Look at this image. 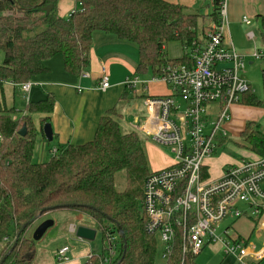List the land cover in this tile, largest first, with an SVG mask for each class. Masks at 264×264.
I'll use <instances>...</instances> for the list:
<instances>
[{"label":"trees","instance_id":"1","mask_svg":"<svg viewBox=\"0 0 264 264\" xmlns=\"http://www.w3.org/2000/svg\"><path fill=\"white\" fill-rule=\"evenodd\" d=\"M60 1L0 0V263L9 254L2 264H31L36 242L28 237V229L46 221L49 213L74 211L88 217L100 234V253L88 256L84 264H158L161 247L156 237L145 232L146 219L141 212L143 184L151 171L143 137L131 128L124 130L121 116L113 109L100 118L91 141L58 147L46 162L33 163L37 134L31 116L49 113L50 100L36 104L28 100L18 114L6 105L2 88L4 83L12 84L13 90L33 84L37 76L48 72L45 65L55 57L60 58L66 74L79 79L89 66L94 33L133 46L138 56L135 76H155L165 64L189 60V54L166 59L163 50L167 43L177 42L183 51L202 45L205 16L163 0H73L76 8L62 18L56 10ZM48 6L52 9L46 15L43 9ZM262 23L264 26V18ZM262 84V102L249 89L241 106H264V78ZM45 124L46 118L40 123L41 134ZM22 128L25 135L19 136ZM240 138L243 148L238 147V157H264V134L254 122L245 123ZM202 172L207 177L208 167ZM119 175L120 191L116 189ZM52 207L57 208L44 211ZM32 220L36 222L20 232ZM259 221L254 219V230ZM110 238L115 239L117 252L113 260L105 244ZM231 238H236V243L242 240ZM181 240L178 231L164 264H196L197 255L182 253ZM244 242L247 247L249 240ZM251 260L249 257L245 263L251 264Z\"/></svg>","mask_w":264,"mask_h":264},{"label":"built area","instance_id":"2","mask_svg":"<svg viewBox=\"0 0 264 264\" xmlns=\"http://www.w3.org/2000/svg\"><path fill=\"white\" fill-rule=\"evenodd\" d=\"M206 34L201 46L190 51L184 64H165L149 78L135 75L126 78L123 87L142 97L150 84H161L166 96L143 99L147 116L133 118L130 128L156 146L169 149L171 163L150 171L142 189L141 212L146 219L145 232L157 238L164 262L169 258L178 231L182 233V253L198 255L204 248L221 244L224 256H234L238 264L247 258L259 261L264 252L247 254L244 241L230 238L232 247L216 235L227 219L260 218L258 234L264 231V157H239L220 171V177H205L202 169L222 148L227 137L225 125L232 106L238 104L250 87L239 77L245 62L229 45L224 44L227 28V0H204ZM213 13L216 18H213ZM245 26L250 21L242 19ZM253 39V34H247ZM254 60L264 63V52L256 50ZM191 65H188L190 64ZM80 79L87 78L82 73ZM12 86V84L4 83ZM37 84L25 83L19 92L28 102L30 89ZM41 86V85H40ZM108 77L102 70L97 90L109 89ZM77 93L82 89L75 88ZM261 213V214H260ZM260 216V217H259ZM230 227L223 229L229 235ZM115 239L105 244L113 260L117 256ZM243 246V248H242ZM251 246V245H250ZM70 248L61 247L55 256L57 264L69 261Z\"/></svg>","mask_w":264,"mask_h":264},{"label":"crops","instance_id":"3","mask_svg":"<svg viewBox=\"0 0 264 264\" xmlns=\"http://www.w3.org/2000/svg\"><path fill=\"white\" fill-rule=\"evenodd\" d=\"M163 1L181 5L192 11H199L203 16L208 9L204 0ZM75 8L76 4L73 0H62L57 4V15L62 18L67 17ZM226 13L227 28L225 29L224 44L226 46L231 45L245 63L251 64L253 61L252 54L256 50L264 52V41L261 40V36L264 35L262 23L264 0H227ZM243 18L250 21V26H245L242 23ZM249 33L253 34V39L247 37ZM125 47L134 48L119 43L112 36L94 33L89 52V66L85 72L87 78L84 79L66 74L63 71L60 58L55 57L53 58L55 60L51 59L46 63L48 72L35 78L33 84L37 85L33 86L29 92V96L35 101L48 98L52 106L49 113H35L31 116L37 140H44L39 129L41 121L46 118L47 123L51 125L52 141L54 140L59 147L87 143L92 140L100 118L105 117L113 109L122 118V128L124 130L130 128L133 117L123 116L120 107L122 108L125 104L129 106L130 101L134 100L132 99L134 96H140L138 93L125 89L122 85L126 78L135 75L138 60H130L127 57L128 52ZM102 70L106 72L110 86L105 92L97 90ZM76 87H80L82 91L77 93ZM2 90L7 106L14 107L15 99L19 98L21 101L23 98L19 90H13L9 85H4ZM167 94L168 91L163 96ZM144 108L146 117L147 109L145 106ZM247 108L240 106L231 108L230 118L232 114L233 119L225 125L227 133L240 135L245 122L249 121L246 118L249 111L243 110ZM138 120L140 119L138 118ZM55 150L53 149V151ZM211 160L206 161V166L212 180L220 177V171L225 165L234 162L225 157L218 161ZM210 167L216 168L217 171L214 172L215 170L212 168V172ZM45 219L51 220L53 226L47 230L40 241L36 242V251L31 264H57L55 261L56 253L63 246L70 248L69 261L64 264H84L88 256L100 253V243L99 246L92 247L98 232L95 231V239L92 242L79 240L74 236V230L78 226L93 229V224L88 217L79 212L60 211L49 213ZM260 234L257 233L256 240H260ZM215 245L210 246V248L215 249L216 252L222 251L221 244L220 246ZM247 246L249 248L247 254L264 252V241L259 242L257 248L254 243L253 245L249 243Z\"/></svg>","mask_w":264,"mask_h":264},{"label":"rangeland","instance_id":"4","mask_svg":"<svg viewBox=\"0 0 264 264\" xmlns=\"http://www.w3.org/2000/svg\"><path fill=\"white\" fill-rule=\"evenodd\" d=\"M207 12H209V9H207V11L204 13L206 14ZM205 20L207 19H205L204 17L203 18L204 25H202L203 35H205L207 31L206 29L207 23ZM125 48L128 52L127 57L130 60L137 61L138 56H137L135 48H132V47H125ZM163 53L166 59H176V58H180L184 56L185 54H190V51L189 50L183 51L179 43L170 42L165 45ZM1 61H2V53L0 52V63ZM239 77L249 85L252 95L259 102H262L263 100L262 80L264 78V63L261 60L259 61V60H254V59L251 62V64H248L246 62L243 70L239 73ZM147 87H148V90L145 92V94L142 97L134 96V98H132L134 100L130 101L129 106H127L126 104L125 105L121 104L124 107V109H122L123 107L122 108L120 107V110L122 111L123 116H126V117L129 116L133 118L138 117L140 120H142L145 117V108L142 102L143 99L146 96H149V97L163 96L167 92L166 91L167 89L165 88V86L161 84L154 83V84L148 85ZM29 101L32 104L38 103V101H35V99L31 98L30 96H29ZM25 106H26V103L24 100L19 101V98L15 99V102H14L15 109L14 110L18 114H20V111H23ZM236 106L243 107L241 106L240 102H239V105L236 104ZM243 110L249 111V115L246 117L247 120H249L247 122H254V124H256V126L258 127V129L264 134V106L261 105L258 108H247ZM232 119L233 118L231 114L230 120L232 121ZM227 124H229V122ZM143 143H144V148L147 154L148 163H149L151 171H157V170L163 169L171 163L172 155L169 149L156 146L150 139L146 140L145 138H143ZM222 144H223L222 148L211 159L218 161V160H221L222 157H225L231 161H235L239 158L238 157V154H239L238 147L243 148L240 135H233L231 133H227V137L222 141ZM58 147L59 146L56 144L54 140L48 143L45 139L44 140L36 139L34 150H33V156H32L33 163L40 164V163L46 162L49 158L50 153L53 152V149H56ZM212 168L210 167L212 172H213V169L215 170L214 172L217 171L216 168H213V169ZM121 182H122V177L121 175H119L117 177V187H116L118 191H120L123 188V184ZM254 219L255 218L253 217H247V216L238 218L237 220L227 219L224 222H222V224H220L216 232V235L220 237L224 242L228 243L230 248L233 246L230 238L235 237V236L241 237L242 240L244 241L249 240L248 243H252V245L254 243V245H256V248H257L258 247L257 244H259V242L264 241V231L260 232L261 233L260 240H256L255 237H257L256 235L258 233V230H254L255 229ZM38 225L39 224L35 223L33 225L34 226L33 228L28 229L27 231L28 237H32V234L34 230L38 227ZM227 226L230 227L228 238L227 236L223 234V229L226 228ZM252 233L254 236L252 235ZM99 243H100V234H97L95 241L92 243V247L95 248V246H99ZM215 246H220V244L218 243ZM245 252L247 253L248 250L245 249ZM157 259H158L157 260L158 264L163 263L160 256H157ZM195 261H196V264H238L236 257L234 256L225 257L223 254V251L220 250L216 252L215 249L210 248V247L204 248L197 255ZM251 264H264V257H262L259 262L252 261Z\"/></svg>","mask_w":264,"mask_h":264},{"label":"water","instance_id":"5","mask_svg":"<svg viewBox=\"0 0 264 264\" xmlns=\"http://www.w3.org/2000/svg\"><path fill=\"white\" fill-rule=\"evenodd\" d=\"M51 9H52L51 6H48V7L43 9V12L47 15L51 11ZM18 134H19V136H24L25 135V128H22ZM42 134H43L44 139L48 143H50L52 141V129H51L50 124L47 123L42 127ZM56 208L57 207H52V208H48L47 210H44V211H51V210H54ZM70 208H73V205H71ZM34 222H36V220H32V221L28 222L27 224H25L21 228L20 232H22L27 226L33 225ZM52 226H53V222L51 220H46V221L40 223L38 225V227L34 230L31 239L34 242L40 241L41 238L44 236V234L47 232V230H49ZM95 235H96L95 230L90 229V228H86L83 226H78L74 230V236L77 239L83 240L86 242H92L95 239ZM16 242H17V239H15L13 246H12V249L16 246ZM8 255L9 254L4 256V258L0 264L3 263V261L7 258ZM121 260H122V258H121Z\"/></svg>","mask_w":264,"mask_h":264}]
</instances>
